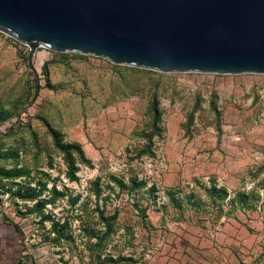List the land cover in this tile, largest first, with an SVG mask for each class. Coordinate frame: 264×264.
I'll use <instances>...</instances> for the list:
<instances>
[{
    "label": "rangeland",
    "instance_id": "rangeland-1",
    "mask_svg": "<svg viewBox=\"0 0 264 264\" xmlns=\"http://www.w3.org/2000/svg\"><path fill=\"white\" fill-rule=\"evenodd\" d=\"M29 52L0 31V264L256 263L264 74Z\"/></svg>",
    "mask_w": 264,
    "mask_h": 264
},
{
    "label": "water",
    "instance_id": "water-1",
    "mask_svg": "<svg viewBox=\"0 0 264 264\" xmlns=\"http://www.w3.org/2000/svg\"><path fill=\"white\" fill-rule=\"evenodd\" d=\"M30 46L164 73L264 74V0H0Z\"/></svg>",
    "mask_w": 264,
    "mask_h": 264
},
{
    "label": "crops",
    "instance_id": "crops-1",
    "mask_svg": "<svg viewBox=\"0 0 264 264\" xmlns=\"http://www.w3.org/2000/svg\"><path fill=\"white\" fill-rule=\"evenodd\" d=\"M96 57V56H95ZM262 252L260 254H258L257 260L255 264H264V250H261ZM227 261V260H226ZM188 262V261H186ZM207 264H214L213 262H208ZM222 264H250L249 260H243V262H239V263H230L229 261L227 262H223Z\"/></svg>",
    "mask_w": 264,
    "mask_h": 264
},
{
    "label": "trees",
    "instance_id": "trees-1",
    "mask_svg": "<svg viewBox=\"0 0 264 264\" xmlns=\"http://www.w3.org/2000/svg\"><path fill=\"white\" fill-rule=\"evenodd\" d=\"M18 229H19L20 231H22V229H20L19 227H18Z\"/></svg>",
    "mask_w": 264,
    "mask_h": 264
}]
</instances>
